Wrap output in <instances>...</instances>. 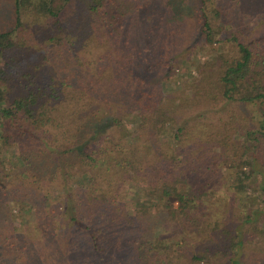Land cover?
Masks as SVG:
<instances>
[{
    "label": "trees",
    "instance_id": "1",
    "mask_svg": "<svg viewBox=\"0 0 264 264\" xmlns=\"http://www.w3.org/2000/svg\"><path fill=\"white\" fill-rule=\"evenodd\" d=\"M184 1L0 0V264H264V33Z\"/></svg>",
    "mask_w": 264,
    "mask_h": 264
},
{
    "label": "rangeland",
    "instance_id": "2",
    "mask_svg": "<svg viewBox=\"0 0 264 264\" xmlns=\"http://www.w3.org/2000/svg\"><path fill=\"white\" fill-rule=\"evenodd\" d=\"M128 3L129 0H126ZM194 0H185L181 6H183V10L186 14H188L189 17H192L190 14V9H192V4ZM170 5V3L168 2ZM180 4H177L176 8L181 7ZM240 7H242V16L241 19H239L240 26L237 25L236 28L239 29V31L244 32H251V34L257 36L261 33H264V0H242V3L240 4ZM176 15L179 18H182V16L178 13L177 10H175ZM190 13V14H189ZM148 15V10H147ZM233 23V22H232ZM231 29L232 31L236 30ZM199 41L198 35H192L189 39V44L192 46L195 43ZM213 48L215 47H208L204 44V42L199 41L197 43V49L195 53H192L189 55V57H183L182 60L176 61V65L174 66V69L170 75H164L163 77H158L155 79L154 84L162 90L164 97L167 100H182L185 98L187 94V88L191 83H193L195 78V65L208 61L213 62L215 57V52L213 51ZM1 62V60H0ZM228 107V106H227ZM231 106H229L230 108ZM232 108V107H231ZM227 108H220L218 109L220 112L218 115H221L225 112ZM213 117V116H212ZM14 147H18L17 145H13ZM9 149V148H8ZM3 153L2 150H0V154ZM1 157V156H0ZM9 156H5L3 158V165L0 166V176L3 177L4 174H7L12 168L13 163L15 161L5 160ZM2 159V158H0ZM127 188H123L121 191V197L125 198L127 201L128 196L125 195L127 192ZM53 189H49L48 193L53 194ZM207 198V197H206ZM264 199V196L261 197V200ZM259 203V202H258ZM262 203V202H260ZM259 203V205H260ZM259 225V229H263ZM253 241L256 243L264 242V234L258 235L253 237Z\"/></svg>",
    "mask_w": 264,
    "mask_h": 264
}]
</instances>
